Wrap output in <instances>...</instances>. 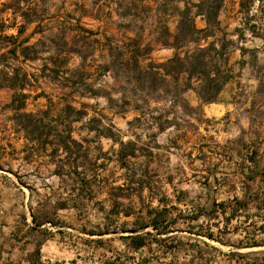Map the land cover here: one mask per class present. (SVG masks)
I'll list each match as a JSON object with an SVG mask.
<instances>
[{"label": "crops", "instance_id": "crops-1", "mask_svg": "<svg viewBox=\"0 0 264 264\" xmlns=\"http://www.w3.org/2000/svg\"><path fill=\"white\" fill-rule=\"evenodd\" d=\"M124 1L107 0L106 9L108 12L105 19H102L100 25L96 27L89 26L82 21L85 16L92 20H98L99 18L95 14L75 16L79 17L85 28L97 31L95 38L99 41L94 53L87 60V62L92 61V67L89 68L90 75L85 82L107 91H110V88L114 86L113 78L109 73L99 75L95 70L97 64L107 62L109 59L107 50L103 48L106 39L112 42H127L135 39L140 46L151 48L146 58H152L153 52H171L164 58H152L158 61L173 54V50L162 46L161 41L157 38L142 40L141 36L136 37L135 31L128 30L126 27L124 28L127 30L118 26L115 31H112L113 29L109 27L110 19L114 18L120 21L128 17L135 18V14L130 13L131 9L120 11ZM178 10L173 8L167 14L174 20V25L163 26L169 34L168 38H171V35L176 31ZM68 15L74 16L70 13L66 14V16ZM66 16L60 20L57 15H46L45 19L41 21V28L46 29L49 26L58 25ZM43 21L50 23L43 24ZM36 25L37 22L27 24L20 39L29 36V42L36 41L40 37L37 32L32 34ZM243 25L245 22H238L237 28H241ZM152 32L151 37L156 33L154 29ZM168 40L170 41V39ZM42 57H45V54ZM239 57L241 58L240 55ZM78 63L79 59L73 56L67 66L72 68ZM234 63L235 51H228V66ZM41 64L42 60L40 59L32 66L39 68ZM238 64L239 60H237ZM105 78H109L111 83H102ZM228 82L225 84L226 86L229 84ZM43 84L50 85L57 93L59 92V109L55 110L57 103L53 102L50 95L45 92ZM79 90L81 92L80 88ZM29 92L31 96L26 101V111L35 112L49 109L50 113L56 114L66 103H71L76 108H83L86 111V115L72 121L70 126L72 136L81 141L88 151V156L90 153L89 144L105 139L110 142L109 148L94 157V160L110 152L113 155L111 160L124 168L129 160L143 157V160L139 162V170H141V165L146 161V157L141 151H137L138 156L135 158L127 157L126 163L121 164L116 158V151L119 148L118 141H114L111 137L96 135V129L89 128L90 125H94V123L90 124L89 119L98 118L100 126L109 127L110 125L111 131L119 137L120 141L135 140L134 133L136 132L133 131L135 128L129 124L135 115L134 112L117 113L115 109L108 106L104 96H79L77 92H74L72 97H69V88L58 86L44 78L39 79ZM189 92L195 95L193 91L188 90L184 93V97L190 105L197 106L199 101L196 95L193 102L187 99ZM36 94L40 95L35 96ZM112 94L115 98L118 97L116 93ZM223 95H225V91L222 89L219 94L221 98L218 101L202 105L203 114L207 117L218 118L233 109V104L228 102V99L225 100ZM40 98L48 100L44 108L27 109L31 100L36 102ZM99 100H103L101 108L97 107ZM3 110H7L8 114L12 113V110ZM89 110H92L94 115L88 116ZM104 110L108 111L110 118L103 113ZM104 119L107 120L106 123H104ZM79 121H84L79 126L80 128H73L74 123ZM60 127L61 125H59ZM80 129L85 133L83 134ZM130 134L135 138L132 139ZM51 139V136L48 137V140ZM137 145H139L138 142ZM52 148V144L47 142L42 144L41 140L28 136L11 116L0 118V264H264V218L260 214L261 210L264 211V206L253 205L250 201L240 199L231 201L226 207L221 203V216L214 224L216 232L211 231L212 229L208 233L191 230L183 232L175 230L169 225L161 228L160 224L168 221L165 218H160L158 216L160 213L152 215L150 210L148 216L139 218L134 216V213L137 212H133L126 206L123 209V201L131 202V196L134 194L141 200L143 191H152L149 184L144 182L139 186V191L136 189V184L128 185L126 183L128 175L118 186L80 181L83 178L81 176L86 173L77 167L80 159L76 163H72L75 165L61 163L59 160L65 156V152L60 147L54 156L51 153ZM65 165L68 167L65 168ZM83 179L85 180V178ZM247 187L249 191L257 189L254 188L257 185L253 183L247 184ZM117 190H119L118 192H127L129 197L123 193L122 196L125 197L119 198V204L116 206L113 195ZM102 191H104V197L98 198ZM126 212H130V214L124 215ZM153 217L159 222L157 228H153L151 225L138 228L140 224H150L151 220L155 219ZM119 218L131 219V223L134 225L120 224L123 222H119ZM139 219H143V221ZM173 224L175 222H172ZM181 233H186L187 236H178ZM137 238L142 240L140 246L135 245ZM118 240L121 248L118 247ZM212 241L217 242L220 246H214ZM180 251L184 254L183 258L178 257ZM122 255H125L124 260H122Z\"/></svg>", "mask_w": 264, "mask_h": 264}, {"label": "trees", "instance_id": "trees-1", "mask_svg": "<svg viewBox=\"0 0 264 264\" xmlns=\"http://www.w3.org/2000/svg\"><path fill=\"white\" fill-rule=\"evenodd\" d=\"M39 1L45 3V0ZM224 1H186L178 10L172 39L161 41V45L171 48L173 54L161 61L146 58L151 48L140 46L135 39L127 42L106 39L103 48L107 50L109 59L97 64L95 70L99 75L109 73L113 78L114 86L107 91L85 82L92 67V61L87 60L99 42L95 38L97 31L85 28L79 17L71 15L58 25L42 29L41 17L45 14H38L33 7V0H0V88L11 91L10 99L3 108L12 110L11 118L28 136L41 140L42 144H52L51 153L54 156L61 147L65 152V156L59 160L61 163L72 164L81 157H88V151L81 141L72 136L70 126L72 121L86 115V111L71 103H66L56 114L50 113L49 109L26 111V101L31 96L29 90L42 78L69 88V97L74 92L79 96H104L108 106L117 113L134 112L129 124L141 128L149 140L168 128L176 131L184 129L183 135L186 128L193 125L192 119L199 120L204 115L202 105L218 101L224 85L232 78L227 52V45L232 44V41L222 32L219 20ZM132 6L134 4L125 8V11ZM197 18L204 23L202 27L197 25ZM33 22H37V25L32 34L37 32L40 37L34 42H29V36L20 39L26 25ZM11 30L15 32H9ZM165 35H169L167 30ZM43 54L45 57H42ZM73 56L79 59V63L69 68L67 65ZM40 59L41 66L33 67L32 64ZM188 90L195 93L199 101L197 106L190 105L184 97ZM112 93L118 97L115 98ZM89 121L90 124L94 123L89 128L96 129V135L118 141L116 158L121 164L126 163L127 157L138 156L137 151L145 155L146 161L141 165L138 178H135L136 174L126 178L128 185L136 184L135 188L140 191L139 186L144 183V174L148 172L152 158L148 145H137L141 135L134 133L135 140L122 142L111 131L110 125L100 126L98 118H90ZM50 136L52 139L48 140ZM255 155L256 152L252 151L249 157L253 164ZM118 191L113 195L116 206L119 204L118 199L125 197ZM126 195L129 197V194ZM129 214L126 212L124 215ZM147 225L157 228L159 222L155 218L150 224H140L138 228ZM141 241L137 238L135 245L140 246Z\"/></svg>", "mask_w": 264, "mask_h": 264}, {"label": "rangeland", "instance_id": "rangeland-1", "mask_svg": "<svg viewBox=\"0 0 264 264\" xmlns=\"http://www.w3.org/2000/svg\"><path fill=\"white\" fill-rule=\"evenodd\" d=\"M33 1V7L38 14H45L41 17L42 20L51 14L59 16L60 20L68 13L74 16L95 14L99 21L85 15L82 21L96 27L108 12L107 0H45V3ZM186 1L188 0H125L120 11L134 4L130 13L135 14V18L128 17L120 21L112 18L109 27L112 31L118 26L127 30L124 28L126 27L135 31L136 37L141 36L142 40H171L172 38L166 37V29L163 28L174 25V20L167 14L173 8H182ZM219 20L222 32L232 41V44L227 45V52L235 51V63L228 66L232 79L223 87L224 99L233 104V109L218 118L203 115L199 120L192 119L193 125L187 127L183 135L184 129H168L149 140L141 128L134 126L133 129L141 135L140 139H137L139 145H148L153 154L149 170L144 174V182L153 190L143 191L141 200L134 194L131 196V202L123 201V209L126 206L137 212L134 216L139 218L148 216L150 210L152 215L158 212L160 218L168 221L161 223V228L169 225L183 232H216L214 224L220 219L222 206H216L214 203H222L226 207L231 201L240 199L250 201L253 205L264 206V0H225ZM242 21L245 25L237 28L238 22ZM196 22L198 26L204 24L199 18ZM49 23L43 21V24ZM152 29L156 32L153 37L150 36ZM29 30L28 28V32ZM170 53L153 52L151 57L164 58ZM102 83L110 84L111 80L105 78ZM42 86L51 100L57 103L55 110L59 109V92L50 85ZM188 94L187 99L195 101V95L192 92ZM10 95V90L0 89V118L10 117L13 113L8 114L7 110H3ZM47 101V98H40L36 102L31 100L27 109L44 108ZM98 103L97 107L101 108L103 100ZM103 113L110 118L107 110ZM91 115H94V112L89 110L88 116ZM128 117L130 118V115ZM83 122H75L73 128L79 129ZM106 122L104 119V123ZM130 137L135 138L132 134ZM109 146L110 142L105 139L89 144V156L85 159L81 157L77 164L79 170L86 172L81 176L85 180L82 178L80 181L118 186L127 175L137 174L135 178H138L141 173L139 162L143 157L129 160L124 168L111 160L113 155L110 152L94 160V157L106 151ZM252 151L256 152L254 164L249 161ZM66 167L68 165H65ZM250 177L253 179L249 180ZM251 183L257 185L254 187L257 188L255 191L248 190L247 184ZM123 193L127 194L120 192ZM103 197L104 191L100 192L98 198ZM260 214L264 218V211L261 210ZM120 221L123 222L120 224L134 225L131 219L119 218ZM172 222L175 224L172 225ZM178 236L187 235L181 233ZM211 243L220 246L215 241ZM120 245L118 240L119 248ZM183 255L182 251L178 253L179 258H183ZM121 257L124 260L125 255Z\"/></svg>", "mask_w": 264, "mask_h": 264}]
</instances>
